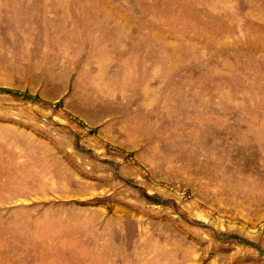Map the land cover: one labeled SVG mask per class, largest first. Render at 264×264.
<instances>
[{
    "label": "rangeland",
    "instance_id": "rangeland-1",
    "mask_svg": "<svg viewBox=\"0 0 264 264\" xmlns=\"http://www.w3.org/2000/svg\"><path fill=\"white\" fill-rule=\"evenodd\" d=\"M0 264H264V0H0Z\"/></svg>",
    "mask_w": 264,
    "mask_h": 264
}]
</instances>
